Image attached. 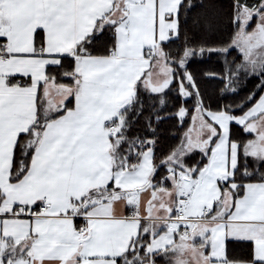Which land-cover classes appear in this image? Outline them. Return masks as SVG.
<instances>
[{"label": "snow or ice", "instance_id": "snow-or-ice-1", "mask_svg": "<svg viewBox=\"0 0 264 264\" xmlns=\"http://www.w3.org/2000/svg\"><path fill=\"white\" fill-rule=\"evenodd\" d=\"M0 264H264V0H0Z\"/></svg>", "mask_w": 264, "mask_h": 264}]
</instances>
